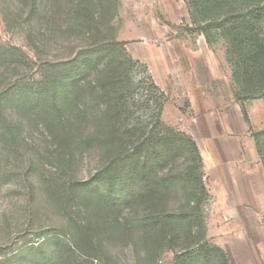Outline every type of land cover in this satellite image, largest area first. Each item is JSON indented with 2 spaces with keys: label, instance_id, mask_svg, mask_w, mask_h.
<instances>
[{
  "label": "rangeland",
  "instance_id": "rangeland-1",
  "mask_svg": "<svg viewBox=\"0 0 264 264\" xmlns=\"http://www.w3.org/2000/svg\"><path fill=\"white\" fill-rule=\"evenodd\" d=\"M245 2L229 0L219 13L231 14ZM83 8L103 28L112 27L101 36L124 42L136 62L138 103H147L139 114L158 112L161 93L148 88L155 83L167 97L164 125L196 141L209 193L204 242L221 247L231 264H264V161L255 138L264 124V98L239 97L228 38L217 28L208 30L209 37L208 26L194 21L189 0H0V92L14 82L37 83L48 64L93 48L88 26L94 22L78 14ZM89 60H80L77 76L103 68L101 58ZM22 98L5 103L13 133L0 118V264H141L139 233L122 227L99 229L85 253L71 251L81 207L63 208L49 189L72 179L98 187L93 176L101 157L87 149L68 171L62 168L53 139L29 116ZM244 110H252L253 122ZM183 201L184 193L171 189L169 208L178 209ZM129 212L119 204L116 215L125 218ZM179 251L166 249L161 263H171Z\"/></svg>",
  "mask_w": 264,
  "mask_h": 264
},
{
  "label": "trees",
  "instance_id": "trees-1",
  "mask_svg": "<svg viewBox=\"0 0 264 264\" xmlns=\"http://www.w3.org/2000/svg\"><path fill=\"white\" fill-rule=\"evenodd\" d=\"M245 1L227 15L219 12L229 0L189 3L194 21L208 26L205 31L221 29L228 38L227 53L241 87L239 97L264 98V0ZM84 12L83 8L78 14L94 22L88 26L95 36L93 48L73 60L48 64L37 83L14 82L0 92V118L6 120L9 131L13 133L16 126L5 117V103L22 94L18 101L22 100L29 116L53 139L54 152L67 171L81 152L99 151L102 163L93 176L98 187L72 179L56 182L49 189L63 208L81 207L71 251L85 253L99 229L122 227L139 233L141 264H162L164 251L176 246L180 251L166 264H197L202 259L231 264L221 247L204 242L203 206L209 193L196 141L164 125L161 114L167 97L155 83L150 82L148 88L154 95L161 93L158 112L149 117L139 114L146 102L138 103L140 82L133 75L136 62L124 42L101 36L112 30L110 25L105 29L94 14ZM83 58L92 62L101 58L103 68L92 67L77 76ZM255 138L264 161V129L256 132ZM173 188L184 193L178 209H170L167 202ZM119 204L130 210L125 218L116 215Z\"/></svg>",
  "mask_w": 264,
  "mask_h": 264
},
{
  "label": "crops",
  "instance_id": "crops-1",
  "mask_svg": "<svg viewBox=\"0 0 264 264\" xmlns=\"http://www.w3.org/2000/svg\"><path fill=\"white\" fill-rule=\"evenodd\" d=\"M252 114H253V112H252V110H250V112L248 113V115H249L250 121L253 122L254 120H253V118H252ZM263 127H264V124L259 125V128H260L261 130L264 129ZM250 168H251V167H250ZM247 169H248V168H247ZM247 169H246V171H249V170H250V171L252 172V168L249 169V170H247ZM244 170H245V169H244Z\"/></svg>",
  "mask_w": 264,
  "mask_h": 264
}]
</instances>
